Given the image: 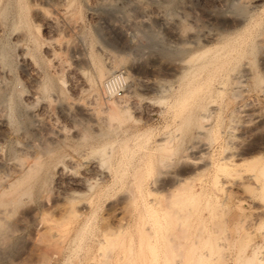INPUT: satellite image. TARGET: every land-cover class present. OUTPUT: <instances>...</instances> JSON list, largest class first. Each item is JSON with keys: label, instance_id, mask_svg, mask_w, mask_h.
Masks as SVG:
<instances>
[{"label": "bare ground", "instance_id": "bare-ground-1", "mask_svg": "<svg viewBox=\"0 0 264 264\" xmlns=\"http://www.w3.org/2000/svg\"><path fill=\"white\" fill-rule=\"evenodd\" d=\"M64 1H66V0H64ZM49 3L56 4L55 0H49ZM106 6H108L106 16H104V15L102 16L101 12H100L101 14L97 11L95 12L96 13L95 17L97 19H99L100 21L104 20L106 30L104 32L105 34L103 33V31L101 32V34H104L103 37L96 36L95 46L93 45L94 48L92 47V50H93L92 53H95V54H93L94 57H96L95 55H97L101 59L102 58L101 54H105L104 52L107 50L108 52L110 51L111 53H113L112 55H114L117 58V61L119 63H123L122 71L124 73V80H125L124 84L122 85V91H123L122 96L123 97L127 98L131 95L132 96L133 95H136V96L141 95L142 96L143 93H146L147 95L148 94H152V95L155 94V95H157V99H156L157 102L152 103V100H151V102L150 101H148L146 103L144 102L143 112L145 113V118L141 119L140 117H133V118H131V120H132L131 124H128V123H125L127 121V118H129V117H127V115L125 116V113L128 111L127 109L129 108L125 103L128 101L125 102L122 99L123 97H118V98L115 97V99L109 101L110 104L107 103V105L105 106L106 107L105 110L108 113L107 112L105 113V111H104L105 115L107 114V117H104V118L99 116L100 114L97 115V112L94 109V108H96V106L94 107L93 106L94 104L90 103L92 101L88 100L89 103H84L85 100L84 101L81 100V98L79 96H73V98L70 101H67L65 106L66 105L69 106V104L71 106V104H73V103L76 106V112L74 111L75 114H73V112H72L73 115L70 116V118L72 117V119L74 121L73 123H77V125L75 126V131H73V133L75 132V136H77V138H78L77 141H81V146H85V148H86L85 150H83L82 152L79 153V156H83L86 160V163H87L86 168L82 169L81 172H78V171L73 172L74 166L72 164H70L69 166L67 165V167L64 168V169H66V171H64L63 167H65V165L63 164L64 166L62 168L60 167V169H61V172L64 171V173H66L65 176L68 177V182L72 183V184L74 183L75 185L77 184L76 187H78L82 183H89L91 181H93V182L104 181L106 178H108V175H110L111 173L108 174L109 173L108 170L106 168H104L102 166V164L105 162V160H107V157H105V156H107L106 152L110 153V150L107 148H109V146L113 143H115V145H116L117 138H119V140L121 142L119 141L120 144L116 147L117 151H118V156H119L118 157L119 163L124 158H125L126 163L129 162L128 158H131L133 156V153H138V154L141 153L140 155H142V158H140L138 160V162L135 164V166L133 167V171L131 172L132 175L130 174L131 175L130 177H132L133 183H135V185L137 183L136 189L139 188V190L141 191V193H140V191H138V193L141 194V196H138V197H141V198H139V201H141V199L143 198L142 194L144 192L148 193V195H150L151 191H153V193H154L153 199L154 200L156 199L155 194L156 195L158 194L157 199L159 197V194H160V197H162L161 195H163V194L166 195V196H164L165 202L164 203L160 202L161 204L156 203L157 206L152 205L151 202L149 203V199L151 197L147 196L149 198L148 200H147V198H143L142 199L143 204L141 203L142 201L140 202L145 207V210H144L145 212L143 211L142 217L146 213L147 214L146 218L148 216L150 218H152L153 223H154L153 225L157 226V228H159V227L161 228L162 222L170 224V221L172 220L171 224H173V222H175L178 225L177 228H179L183 234H184L185 230H187L186 226L188 224V220H190L188 218L191 214H193L195 212V208H196V207H193L192 204L187 202V200L189 198L191 200H193L192 198L199 193L205 194L206 198L208 197V200L210 198H217L218 191L225 193V191L227 192V190L230 191L231 188H235V187L238 188L239 185H241V184L244 185V184H248V183L249 184L250 183L251 184L252 183L253 184H255V183L260 184L259 188H261V190L264 191V112L262 111V109L259 108L260 106H257L256 104H254L253 102H251L245 98L246 96H248L249 90H248L247 85L250 83L249 81L254 83V86L256 84L259 88L258 90L260 92L262 91L261 93L264 92V21L263 22L255 21V16H258L261 14H263V16H264V0H177V1L176 0H108ZM44 11L42 12L43 14L41 16L42 20H43V18L45 19L46 17L47 18L51 17V15L49 14V11H48V13L44 12ZM69 16L71 17L70 14H69ZM48 20H50V18ZM32 22H33L35 28L38 30V32H40L41 23L39 21H36L35 19H33ZM254 27L256 28V30L253 29ZM14 28H16V27H14ZM21 30H19V31H21ZM253 30L255 31L254 33H253ZM128 31H129L128 35H130V33H131V35L133 37H134V35L139 36V38L142 37V38H144V42H140L141 40H139V42L134 44V46L133 45L131 46L129 44L130 36H128V37L125 36V34ZM99 33H100V31H99ZM105 35H106V37H105ZM113 35H116V36L118 35L120 37V39H119V37L117 39H119L120 41L116 42L115 44L112 43V39H113L112 36ZM18 39H19V37H18ZM50 39H48V40H50ZM63 41L64 40H62L61 42L63 43ZM113 41H115V40H113ZM19 42H21V41H19ZM81 42L80 43L76 42L78 44H74L72 46L73 52L72 51L69 52V53H71V57H70V62L72 63L71 66H73L78 71L79 74H81L82 70L84 71V65L88 64V62H87L88 56H91V53L90 54L88 53L89 55L87 56L84 53L85 50L83 52L82 48H84V47H82V45H80V44H82ZM59 44L60 43H58V45ZM65 44H67V42H65ZM63 45L64 44H62L61 46L64 47ZM23 47L24 46H22V48ZM62 47H61V49L59 48V50H62ZM28 48H26V49H28ZM24 50H25V47L23 48V51ZM56 50L57 49L54 50L55 53H57ZM20 51H22V50H20ZM107 51H106V53H107ZM130 51H133L134 53L139 54V56L142 58L140 66L135 67L133 64L125 63L127 60V59H125V55L130 53ZM6 53H5V48H0V61L2 60L4 62H6L8 60V58L6 57L7 56ZM49 54H51V53H49ZM55 56L51 55L52 58H55ZM26 57H27V53H26ZM26 57H25V52H24L22 57H21L22 59H20V61L22 60V62H24V64L27 62V61L26 62L24 61L26 59ZM98 57H96V59H99ZM107 57H108V55H107ZM92 58H93V56H92ZM92 58H90V60ZM55 59L63 62V60L60 59V57H57ZM55 59H54V64L56 66L58 65V67H59L60 64H58V61ZM63 59H64V57H63ZM92 60H95V59L93 58ZM55 61H57V62L55 63ZM64 61H65V59H64ZM134 61L136 62V60H134ZM63 63L60 65L61 67H62V65H64ZM96 63H98V62H96ZM100 63L95 64V65H97L96 76H95L97 81H101L102 80L101 78H104L108 72L113 71L117 66L116 63H115L116 65H115L114 63H111V62L110 63H103L101 61ZM65 64H66V61H65ZM2 65L4 66V64H2ZM64 66L66 67L67 65H64ZM73 67H71V68H73ZM3 69L4 68H2V70H1V67H0V74L1 75L2 74L4 75V73H6V75H10V74H7V72H4ZM6 69H7V67L5 68V70ZM60 69H63V68H60ZM10 72L11 71H9V73ZM32 72H33V70H32ZM32 72H30L28 70V68L25 67V73L27 76L24 75V78L27 77L28 82H29L30 92L28 93V95L31 96L30 99L35 98L36 100H38L39 95H40L38 93V92H40V89H39L40 84L41 83L43 84V82L40 80L42 78L39 79L40 76L38 77L36 74H34V73L32 74ZM103 75H105V76H103ZM9 79H8V81H10ZM27 79H24V82ZM227 79L232 81V85H231L232 87L230 86L229 89L231 92V97L234 98V100H233L234 102L232 103L233 105L230 108L231 113L234 114V116H230V117H232V118H230V120H231V122H230L231 135H229L230 137L228 136L225 139L223 144H219L218 146L216 145L217 149L213 150L211 147L212 143L210 144V142H212V141L209 138L211 136V135L209 136V134L211 132L210 131V124L205 123L204 121L203 122H199V121L201 119H208V118L215 117L216 115H218V113L220 112L219 108L221 109L222 106H219L220 103L218 102L219 104H217L216 102L218 101V99L220 97L224 98L223 95L226 93L227 87H228V86L226 87V83L228 82ZM5 80H6L5 78H2V80L0 81L1 84H2V82L4 83V86L8 82L7 80H6L7 82H5ZM11 80H13V78ZM44 81H46V80H44ZM49 82H50V79H49ZM46 84H48V82H45V84H43V85L46 87ZM100 85H102V84H100ZM48 86H50V84ZM48 86H47V88H48ZM89 87H90V85H89ZM0 88H2V87H0ZM47 88H45V90H47ZM2 90L3 89H1L0 91H2ZM11 90L9 92L10 95H12ZM50 90L51 89L49 88V91ZM3 91H4V93L5 92L8 93L7 88L4 89ZM28 95H26V96H28ZM3 96L4 95L2 94V92H0V102L5 100V98H3ZM29 96H28L27 100H29ZM8 97H10V96H7V98ZM13 98H15V97H13ZM54 98L55 97L53 95L51 99L53 100ZM61 98H62V96H61ZM8 99H10V98H8ZM33 99H31V101ZM11 100L12 99H10V101H8L9 102L8 105L6 102L7 100H5L4 102L8 106V109L11 110L10 112H14V111H12L14 109L13 107L15 104H17L19 102H16L13 105V102ZM16 100L17 99H14L13 101H16ZM55 100H57V98L54 99V102H55ZM205 100L206 101L208 100V103L204 104ZM70 102H73V103H70ZM220 102H221V99H220ZM1 103H3V102H1ZM74 104L72 107H74ZM61 105H63V104H61ZM70 106H69V109L71 108ZM166 106L168 108L165 111ZM229 106H231V104ZM0 107H1V104H0ZM41 107L44 108L46 106H44V103H43V106H41ZM2 108H0V112H3V111H1ZM196 108H198L197 111H196ZM3 109H5V108H3ZM61 109H59V110H61ZM69 109H68V111H69ZM9 110H8V112H9ZM15 110H16V105H15ZM103 110L104 109H102L101 112H103ZM63 111H67V110L64 109ZM68 111H67V113H68ZM70 111H72V109H70ZM163 111L166 113L168 111L172 113L173 118H171L170 120H172L176 123L175 131L177 129H178L177 131H180L181 128H187L188 124L194 119L197 121H198V119H200L197 122V126H196V129H197L196 132L198 133V134L196 133V136L198 135V137H196V139L194 141H192L188 146H186L187 147L185 149L186 154L185 155L183 154V157H181L179 159L181 161L177 164V166H175V167L173 166V168L171 167L169 169H163L160 167L156 168L155 164L153 163V160H152L153 157L152 158H151V156L149 157V155H151V154L155 155L154 153H157L158 151L164 150L166 152V150L168 149L169 143L167 144V140L170 141L169 140L170 139V137H169L170 132L169 131H163L161 133L159 132V134L155 138L153 137V140H151L149 137V135H150L149 133H150L151 126H152V124L149 122L150 118L154 119L156 116H160V114ZM62 112H60V113L62 114ZM6 113H7V111H6ZM31 114H33V113H29V116ZM35 114H33V115H35ZM162 114H161V116H162ZM4 115H6V114L4 113ZM38 115H36V117H40ZM2 116L3 115L1 113L0 114V127L3 126L4 120H6V119H4V116L3 117ZM8 116H9V114H8ZM11 116H12V114H11ZM66 117H67V115H66ZM5 118H6V116H5ZM35 119L37 120V118H35ZM31 120H33V119H31ZM65 121H66V118H65ZM113 121H114L115 125L113 123L111 126V122H113ZM215 121H217V120L214 119V121L212 123H214ZM220 121H222V120H220ZM224 121H225V119H224ZM40 122H38V123H40ZM60 123H61V121H60ZM60 123L58 124V126L56 128L53 127V129H50V130H48L49 129L48 128L47 129L48 131L45 130L43 132V130H42V133L40 132L39 134H37V136L35 135V137H37V139H36L37 141L35 140L34 145L37 147L38 150L33 149L36 151V153L34 151H32L33 153L31 152V154L33 155L32 158H34V160L32 159L33 160L32 162L30 161L31 157L29 156L30 157L29 159H27V157H26V161L28 162V160H29V162L28 163L26 162V164L23 163V162H25V158H24L25 156H22V157H20V159H16V160L13 159V161H11L12 163H10V161H9V165L8 164L6 166L4 165L5 167L2 169V173L0 175V229L2 228L1 227L2 220L5 216V214L8 213V211H10V214L13 213L11 211V208L12 207L15 208L14 207L15 205H18L22 201H24L23 198H25L27 196L29 197L33 187L36 188L35 192L38 193L37 197L39 198L40 207H42L40 214L36 212L38 214V219H36L35 221H39V222H35V224H37V223L40 224V222L42 223L41 225L43 226V231L41 233H43L44 238H45V236H47V239L48 238L57 239L59 236L60 237L61 236L66 237L65 234H63L64 231L62 233L63 235L61 234V232H62L61 230L64 228H61L59 226V224H61V222H62L61 226H63L64 222H67L66 224L69 225V223H68L69 220H67V219L69 217H74L76 215H78L80 217L79 214L81 213L80 211L82 210V209L80 210V208H84L85 206H87L88 202L87 201L82 202V200H81L82 203L79 205L76 204V206H74L75 204L74 205L71 204L74 202V199L73 198L72 199L71 198H68V199L65 198L64 188H62L59 185H57V187H56V190L54 193V199H52L49 207H47L45 205V204L48 205V203H50V201L48 202L49 196L46 194L48 196L47 197L44 194V192H46V191H44V189H46L44 186H46L47 183L45 182L44 172H41V167L43 165L42 163H44L42 161H44V160H42V161L39 160V156H40L39 154H43L44 152L48 153L50 150L49 149V146H50L49 142L51 141V138L54 136V134H57V132H59L60 130L63 131L64 128L67 129L66 126L64 127V125H65L64 123H66V122H64V123L62 122L63 124H60ZM36 124H37V122H36ZM41 124L44 125L43 123H41ZM35 125H33V126H35ZM72 125L74 126V124H72ZM217 125H219V123ZM164 126H165V124H164ZM4 127H5V125H4ZM38 127H39V125H38ZM70 128H72V127H70ZM214 128H215V126H214ZM214 128H212V129H214ZM6 129H8V128H5V131H7ZM24 130H26V129H24ZM71 130H73V129H70V131ZM5 131H4L3 135H5ZM31 131H32V133H34L33 132L34 130H31ZM39 131H40V129H39ZM157 131H159V130H157ZM184 131H183V133H184ZM214 131H216V130H214ZM24 132L26 133L28 131H24ZM29 134H31V133H29ZM0 135H2V133ZM177 135H174V136L176 137ZM223 135H225V134H223ZM28 136H27V138H28ZM23 137H26V135ZM72 137H73V135H72ZM224 137H226V135ZM33 138H34V136L31 139H29V138L28 139L33 140ZM171 138H172V136H171ZM56 139H58V137H56ZM173 139H174V137H173ZM173 139H171V140H173ZM53 141H54V139H53ZM113 141H115V142H113ZM22 142H25V141H22ZM82 143L84 145H82ZM52 144H54V142ZM78 144L80 145V143H78ZM113 145L110 146V149H111V147H112V149L114 148ZM28 146L29 145H27V147ZM22 147H24V146H22ZM30 148H28V149L32 150ZM171 148L172 147H170V149ZM20 150L18 152H20ZM23 150L21 151V153L23 152ZM216 150L220 151L221 155H219V157H217L218 158L217 160H213L214 159L213 158V156H214L213 151H216ZM26 152H24V153L26 154ZM52 152H54V155L56 154L54 150H52ZM47 153H45V155ZM89 153L90 154L97 153L98 155L96 154L97 156H95V157L92 156L91 159H86V157ZM48 154L46 156L47 159L49 158ZM110 154H112V153H110ZM110 154H108L109 157H111ZM161 154L162 153H159V155H161ZM164 154H163V156H164ZM17 157H19L18 154H17ZM22 158L24 161H22ZM159 158H163V160L165 159L164 157H159ZM46 160H45V162L47 163V165L45 163L46 166H48L52 163L50 161V164H48V162ZM56 160H57V158H56ZM71 160H70V162H72V163L75 162V160H73V159H71ZM58 161H60V160L58 159ZM108 161L109 160H107L106 162H108ZM159 162H160V160H159ZM161 162H163V161L161 160ZM68 163H69V161H68ZM119 163H117L118 166H119ZM1 164H3V163H1V161H0V165ZM57 164L58 163H56L55 166L59 165V164L58 165ZM104 164H106V163H104ZM74 165H75V163H74ZM123 165L126 166V164H123ZM159 165H161V164H159ZM118 166H117V168H114V169L120 168V166L119 167ZM161 166L163 167V165H161ZM75 167H76V165H75ZM253 167H255V168H253ZM46 169H48V168H46ZM48 171H49V169H48ZM123 171L125 172V174ZM123 171L122 170L120 171V176L117 177L118 179H122V178H120L122 175V172H123V176H126V173H127L126 169ZM113 172H114V174H116L118 171L114 170ZM45 173H46V170H45ZM70 173H73V174L70 175ZM46 179H47V177H46ZM58 180H60V179H58ZM157 183H161V184L159 185ZM192 183H197L199 190L198 191H197V189H196V191L192 190L191 188L194 187V186H192L190 188L191 191L189 190V192H188L189 197L183 196V194H182L183 192L181 190L182 187L183 186H190ZM58 184H60V183L58 182ZM144 184H148L146 188L144 187ZM186 184H190V185H186ZM207 184H210V185L212 184L211 185L212 189H214L215 191L210 192L207 188L208 187ZM142 185H143V191L141 190ZM163 186H164V188H163ZM72 188H73V186H72ZM82 189L83 188H81V190ZM85 189H86V187H85ZM164 189H166V190H164ZM162 190L165 191V193H162ZM73 191L78 193L77 190H73ZM135 192H137V190H135ZM121 195H123V194H121ZM34 196H36V194ZM68 196L70 197L69 194H68ZM150 196H152V195H150ZM203 196H201V197H203ZM72 197H75V196H72ZM144 197H146V196H144ZM160 197H159V199H161ZM186 197H188V198H186ZM125 199H127V198H125ZM34 200H37V199H34ZM57 200H59V201L62 200V201L58 202ZM75 200H78V199L76 198ZM87 200H89V199H87ZM122 200H123V198H122ZM208 200L204 201L205 202V205H204L205 208L203 206V208H204L203 210L207 209V207L210 206L208 203L209 202ZM114 201H113V207H112V209H110L111 210L110 213L112 215V219L115 221L114 222L111 221L112 219L110 218L111 220L109 222L105 221L106 224L103 223V224H105L103 226V238H104V240H106V241L109 240L110 242H112L113 239H115L114 238L115 236L118 238V239H115L116 240L115 242L113 241L114 244L110 243V246H111V244L113 245L112 250L115 246V243L118 240H120V237L117 236V233L119 231H120L119 233H122L124 230H127V229L120 230L119 229L120 226L121 225L125 226L124 225L125 220L127 221V218L132 215V214H130V216H127V218L125 219L126 215L124 216V214L121 212L123 210V209L121 210V208L126 206L125 200L123 201L124 204H123V202H121L119 200H116L115 202ZM27 202H29V201H27ZM154 202H153V204H154ZM36 203L38 204V202H36ZM215 203H217V202H215ZM23 204H25V203H23ZM27 205L30 207L29 203ZM44 206H45V208H44ZM143 206H142V208H143ZM128 207H126V208H128ZM21 209H22V207H21ZM129 209H128L127 213L129 212ZM124 210H125V208H124ZM207 210H209V209H207ZM130 211H131V209H130ZM88 212H89V210H88ZM120 212L123 215L124 219H123V217H121V214H120V216L118 215V213H120ZM125 212H126V210H125ZM263 212H264V209H263ZM23 213H24V211H23ZM32 213L34 214L35 211H33ZM36 213H35V215H36ZM139 213L140 212H138V215L140 216ZM33 214H31V215H33ZM133 217L134 216H132L131 219ZM65 218H67L66 219L67 221L63 220ZM212 219H213V217H212ZM81 222H82V220H81ZM122 222H124V224H122ZM200 222H201V220H200ZM6 223L8 224L7 220H6ZM84 223L85 222H83V224ZM151 223H152V221H151ZM38 224H37V227H38ZM137 224H138V222L136 223V225ZM146 224L147 223H145V226H146ZM189 224H191V222ZM141 225H140V227H142ZM153 225L151 227L154 229ZM9 226H10V223H9ZM12 226H10L11 229H12ZM69 227H71V226H69ZM84 227H85V225H83V228ZM140 227H139V229H140ZM147 227H148V224H147ZM151 227L149 228L150 231L153 230ZM169 227L172 228L173 226L169 225ZM214 227H215V225H214ZM126 228H127V225H126ZM142 228H145L144 225ZM157 228L155 227V229H157ZM166 228L168 230V227H166ZM171 228H169V229H171ZM7 229L8 228L3 229V230H5V232L3 231L2 233L3 234H5L7 232L9 233V230H7ZM15 229H17V227ZM15 229H14V231H15ZM67 229H68V227H67ZM67 229H66L65 233H67L70 228L68 229V231H67ZM136 229H138V228H136ZM155 229L152 232H149V230L147 231V233L143 232V234H145V235L147 234L146 238L148 239V237H150L151 235L154 236V234L158 233V232H156L154 234H151V233L156 231ZM172 229H174V228H172ZM198 229H200V228H198ZM80 230L83 232V229H80ZM160 230L161 229H159V231ZM200 230H202V229H200ZM11 231H13V230H10V232ZM101 231H102V229H101ZM140 231L142 232V230H140ZM139 232H137V233L140 234V236H142V237H140V238L138 237V238L140 240L142 238V240H143V238H144L143 234L141 235V232L140 233ZM148 232H149V234H148ZM126 233H128V232H126ZM186 233H187L186 235H188V232H186ZM213 233H214V231H213ZM169 234H170V232H169ZM169 234H166V236L162 237L163 239H160L161 243L163 245H165V249L170 248L171 250H173V249L178 250L177 247L180 246V244L182 246L183 245L182 243L184 240L183 239L179 240V239L175 238L173 235H169ZM148 235H150V236H148ZM159 235H160V233H159ZM119 236H121V235L119 234ZM127 236L128 235H126V238H127ZM158 237H160V236H158ZM182 237H184V236H182ZM3 238H5V237H3ZM3 238L1 239L2 241H3ZM122 238H125V237L122 236L121 239ZM154 238H155L154 239V241H155L157 238L156 235L154 236ZM59 239L61 241V238H59ZM137 239L135 240L133 238V240H135L137 242L139 241L138 245L141 247L140 240L139 239L137 240ZM184 239H187V236H186V238L184 237ZM6 240L8 241V239H6ZM123 240L125 241V239H123ZM142 240H141V242H143ZM157 240H156L157 243L155 242L156 244L159 243V238ZM187 240H189V239H187ZM193 240H195V239H193ZM193 240L191 239V241H193ZM128 241H129V239H128ZM154 241L152 239V241H150V240H149V242L147 241L148 244L146 243L148 245V249L151 250L150 252H153V254H154V251L156 252V250H158V249H156V247H159L158 245H162L159 243L155 247ZM196 241H198V239ZM43 242H44V240H43ZM97 242H100V241H97ZM120 242L122 244V240H120L119 243ZM145 242L146 241L144 239L143 244H145ZM57 243L58 242H55L56 245H57ZM119 243H116V244H119ZM123 243H125V242H123ZM133 243H135V242L133 241ZM184 243H185V241H184ZM191 243H195V242L193 241ZM1 244H2V242H1ZM99 245H101V244H99ZM107 245L109 246V243ZM107 245H105V246H107ZM136 245H137V243H136ZM105 246L103 245V247H105ZM123 246L126 247V245H124V244H123ZM184 246H186V245L184 244ZM189 246L191 247V245H189ZM132 247H133V245L131 246L130 250H132ZM145 247L147 248L146 245H145ZM154 247L156 250H154ZM110 248L106 249V250H108L110 255H111L112 250L110 252ZM0 249H1V247H0ZM125 249L126 248H124V250ZM148 249H146V250H148ZM212 249H214V247H212ZM101 250L104 251V249H102V248H101ZM127 250H129V249H127ZM127 250H125V251L127 252ZM133 250H134V248H133ZM136 250H138V249H136ZM189 251L191 252V250H189ZM4 253H6V252H4ZM131 253H133V251ZM165 253H166V251H165ZM186 253H184V254L186 255ZM121 254H124V251ZM130 254H129V256H130ZM137 254H139V253H137ZM153 254H151V256H152L151 258H153L152 260H154L156 262V260L153 257ZM182 254H183V252H182ZM110 255H109V259H107V255L105 254L106 259L109 261L111 258ZM155 255H157V254L155 253ZM185 255H184V257H186ZM126 256H128V255H124V257H126ZM208 256H209L208 253H203V255L199 256L200 257L199 259L205 260V258H207ZM138 257L140 258L139 255H138ZM188 257H189V254H188ZM249 257L245 258L243 264H264V256H262V258H259L258 260L256 259L257 261H255L253 259L250 260ZM190 258H191V256H190ZM212 258L213 259L211 260L210 263H212V261L214 262L216 259H218V258H215V260H214V257H212ZM1 259H3V258H1ZM120 259H122V256L119 257L117 264L120 262ZM127 259L129 260V257H126V259H122L123 262H121V263L123 264L124 261H126ZM164 259H165V261L167 259V258H165V255H164ZM134 260H133V262H134ZM104 261H105V259H104ZM165 261L163 260L162 262H165ZM179 261H181V260H179ZM155 262L152 261V264H155ZM194 262L193 263L196 264V260ZM124 264H127V261ZM131 264H132V262H131ZM197 264H203V263L198 261ZM215 264H217V262Z\"/></svg>", "mask_w": 264, "mask_h": 264}, {"label": "rangeland", "instance_id": "rangeland-1", "mask_svg": "<svg viewBox=\"0 0 264 264\" xmlns=\"http://www.w3.org/2000/svg\"><path fill=\"white\" fill-rule=\"evenodd\" d=\"M107 1L108 0H66V1L55 0L56 4H52V3H49V0L48 1L47 0H0V48H5V53L7 52L6 57L8 58V60L6 59L7 60L6 62H4L2 60L0 61V67H1V70H2V68H4L3 71L7 72V74H10V75H6V73H4V72L3 73L5 76L3 74L2 75L0 74V76H1L0 81L2 80V78H5L7 81L10 78L9 79L10 81H8L10 84L6 80H5V82H7V84L5 83L6 84L5 86H4L3 82H2V84L0 83V87H2V88H0V90L1 89L4 90L7 88L8 93H6L7 92L6 90H5L6 91L5 93L3 90L0 92H2V94L4 95L3 98H5V100H7L6 101L7 105L9 103L8 101H10V99H12L11 101L13 102V105L16 102H19V103H17L18 105L15 104L16 110H15V105H14V107H13L14 109L12 110L14 112H10L11 110L8 109V106L4 102L5 100L1 101L3 103L0 102V104H1L0 108H2V107L5 108V109H3V108L1 109V111H3V112H0V114L2 113V115L4 116V119H6V120H4L3 126L0 127V134L2 133V135H0V157L2 158V159L0 158V161H1V163H3V164H1L2 166L0 165V168H1L0 169L1 170L0 175L2 173V169L7 164L9 165V161H10V163H12L11 161H13V159L16 160V159H20V157H22V156H25L24 157L25 162H23V163L26 164V162H27L26 157H27V159H29L31 157L30 161L32 162L34 160V158H32L33 155L31 154V152L34 151L36 153L35 150H38L37 147L34 145V142L37 139V137H35V135L37 136V134H39L40 132L42 133V130L44 132L45 130L48 131L50 129H53V127L56 128L58 126V124L60 123V121H61L60 124H63L64 122H66V123H64L65 124L64 127L66 126L67 129L64 128L63 131L60 130L61 132L59 131V132H57V134H54V136L52 137L54 139V141L51 138V141L49 142L50 143V146H49L50 150L48 152L49 154L47 152H44L43 154H39L40 155L39 160L40 161L44 160V161H42L44 163H42L43 165L41 167V172H44L45 182L47 183L46 186H44L45 184L43 185L46 188V189H44V191H46V192H44V194L45 195L47 194L49 196L48 202L50 201V203H48V205L47 204H45V205L47 207H49V205L51 204L52 199H54V193H55L57 185L64 188L65 198H67V199L73 198L74 199V202L71 203L73 205L75 204L74 206H76V204L77 205L81 204L83 201L88 202L87 206H85L86 208L88 207L87 209L85 207L80 208V210L82 209L80 211L81 213L79 214L80 217L78 215H76L74 217H69V218L67 217L68 219L65 218L63 220L64 221L66 219L69 220L68 221L69 225L66 224L67 222H64L63 226H61L62 222H61V224H59V226L61 228H64L61 230L62 231L61 234L64 231L63 234H65L66 237H63V236L60 237L59 236L57 239H52V238L47 239V236H45V238H44L43 233H41L43 231V226L41 225L42 223L41 222H40V224L37 223L38 227H37V224H35V222H39V221H35V220L38 219L37 213L40 214L42 207H40V204H39V198L37 197L38 193L35 192L36 188L33 187L34 189L32 188V191L29 195L30 198L28 196L23 198L24 201H22L18 205H15L14 206L15 208H13V207L11 208V211L13 213L10 214V211H8V213L5 214V216L2 220V225H1L2 228L0 229V235H1L0 236V245H1L0 247H1V249L3 247L4 248L2 250L0 249V252H1L0 253V260H1L0 264H117L119 257H121V256H122V259H126V257H129V260L128 259L126 260L127 264H131V262H132V264H150V263L152 264V261L153 262H155V261L152 260L153 258H151L152 257L151 254H153V252H150L151 250L148 249L147 244H148L149 240L152 241V239H153V241H154V239H155L154 236L156 235V237H157L156 240L159 238V243L162 244L160 239H163L162 237L166 236V234H169V232H170L169 235H173L175 238H177L179 240L183 239L185 241V243L183 241V243H182L183 245L181 246V244H180V246L177 247L178 250L173 249L174 250L173 251L169 247H168L169 249H167V248L165 249V245H163V244L162 245H158L159 243L156 244L158 240L157 241L155 240L154 246L155 247L157 245L159 246V247H156V249H158V250H156L154 247V250H156V252L154 251V254H153V257L156 260L155 264H161V263L162 264H175V263L176 264H184V263L189 264L190 262L192 264H194L195 260H196V264L198 261H200L203 264H215L216 262H217V264H243L245 258L249 257V256H250L249 257L250 260L253 259V260L257 261L259 258H262V256H264V212H263V209H264V191L261 190V188H259L260 184H256V183L255 184H253V183L249 184L248 183V184H244V185L241 184L238 186V188H236V187H235L236 189L231 188L230 191L227 190V192L225 191V193L218 191L217 198H210L209 200H208V197L206 198L205 194H201V193L194 196L192 198L193 200H191L190 198L188 200L186 199L187 202H189L190 204H192L193 207H196V208H195V212L193 214H191L188 218L191 221L187 219L188 224L190 222H191V224H189V225L187 224V226H186L187 230H185V232L183 234L182 231L179 228H177L178 225L175 222H173V224H171L172 220L170 221V224L162 222L161 228L160 227L157 228V226L153 225L154 223H153L152 218H150L149 216L146 218V216H147L146 213L144 215L145 217L144 216L142 217L143 211L145 210V207L142 205L143 204V201H142L143 198H147V200H148L149 198L147 196L151 197L149 199V203L151 202L152 205L157 206L158 203L161 204V203L165 202L164 196H166V195L163 194V195H161L162 197H160V194H159V197L161 199H159V197L157 199L158 194L157 195L155 194L156 199L154 200L153 199L154 198L153 191H151V193H150V195H152V196H150V195H148V193L144 192L142 194L143 195V198L141 199L142 202L139 201V198H141V197H138V196H141V194H140L141 191L139 190V188L136 189L137 183L135 185V183H133V181H132V177H130V176L132 175L131 172L133 171V167L138 162V160L140 158H142V155H140L141 153L140 154L133 153V156L131 155L132 157L130 156L131 158H128L129 162L126 163L125 158H124V159H122L123 162L121 161L119 163L118 162L119 156H118V151L116 148L121 142L119 140V138H117L116 145H115V143H113L114 145L111 144L114 146L113 149H112V147L110 149L111 145L109 146V148H107L110 150V153H112V154H110L109 152H106L107 156H105V157H107V160H109V161L106 162L107 160H105L106 159L105 158L104 163H106V164H104V163H103L104 165L102 164V166L108 170V172H109L108 174L111 173L110 175H108V178L105 179L106 181L105 180L104 181H97V182L91 181L89 183H82L78 187H76L77 184L75 185L74 183L72 184V183L68 182V177L65 176L66 173H64V171H66V169H64V168H66L67 165L69 166L70 164H72L74 166L73 172H77V171L81 172L82 169L86 168L87 163H86V160L83 156H79V153L82 152L83 150H85L86 148H85V146H81V141H77L78 138H77V136H75V132L73 133V131H75V126L77 125V123H73L74 121H73L72 117L70 118V116L75 114L76 106L73 102H70V103H73L74 107H75V108L72 107L73 104H71V106L69 104V106L71 107L70 109H72V111H70L69 106H67V105L65 106L66 102L70 101L73 98V96H79L81 98V100H83V101L85 100L84 103H89V101H92L90 103L94 104L93 105L94 107L96 106V108H94V109L97 112V115L100 114L99 116L104 118V117H107V114L105 115V113L107 112L105 110L106 109L105 106L107 105V103L110 104L109 101L115 99V97H117V98L123 97L122 96L123 95L122 85L125 82L124 73L122 71L123 63H119L117 61V58L114 55H112L113 53H111L110 51H109L110 52L109 53L106 50L108 53L107 54L105 51L104 53L106 55L101 54L102 60L97 55H95V56L98 57L103 63H110V62L114 63V64L116 63L117 64L116 68L113 71L108 72L107 74L105 73L106 76L103 75L105 77L101 78L102 79V80L100 79L101 81H97V79L95 77L96 76V68H97V65H95V64H98L101 61L99 59H96V57H94L93 54H95V53H92L93 52L92 47L94 48V46H95L96 36L103 37L105 34L104 32L106 30L104 20L100 21L99 19H97L95 17V15H96L95 12L96 11L99 13L101 12L102 14L101 13L100 14L102 16L103 15L106 16V12H107V8H108V6H106ZM43 11L47 12V13L49 11V14L51 15V17H48V18L46 17L45 19L43 18V20H42L41 16L43 14L42 13ZM69 14L71 15V17L69 16ZM49 18H50V20H48ZM33 19H35L36 21H39L41 23L40 32H38V30L35 28V26L32 22ZM255 21L263 22L264 21L263 14L255 16ZM14 27H16V28H14ZM253 29L256 30L255 27ZM19 30H21L22 32ZM254 30H253V33L255 32ZM99 31H100V33H99ZM102 31L104 34H101ZM126 34H125V36H127V37L130 36L129 44L131 46L132 45L134 46V44L139 42V40H141L140 42H144V38H142V37L139 38V36L134 35V37H135L134 38L131 35V33H130V35H128L129 31ZM18 37H19V39H18ZM105 37H106V35H105ZM118 37H119L118 35L117 36L113 35L112 36V38H113L112 43L115 44L116 42L120 41L119 40L120 37H119V39H117ZM48 39H50V40H48ZM60 40L61 41L64 40L65 42H67V44H65L64 41L62 43ZM113 40H115V41H113ZM17 41L18 42L21 41V42L18 43ZM76 42L82 43L80 45H82V47H84L82 49H83V52L85 50L84 53L87 56L91 53V56H88V60H89V61L87 60L88 64L84 65V71L82 70L83 73L81 72V74H79L78 71L73 66H71L72 63L70 62L71 53H69V52L72 51V46L74 44H78ZM58 43H60V44L58 45ZM62 44H64L63 45L64 47L61 46ZM22 46L25 47L26 51L25 50L23 51L24 47L22 48ZM61 47H62V50H59V48L61 49ZM26 48H28V49H26ZM55 49H57L56 52L59 55L57 53H55V51H54ZM20 50H22V51H20ZM24 52H25V57H26V53H27V57L24 60L25 62L27 61L25 64H24V62H22V60L20 61V59H22L21 57H22ZM49 53H51V54H49ZM130 53L125 55V59H127L125 63L133 64L135 67L140 66L142 58L139 56V54H136L133 51H130ZM51 55L52 56L56 55L57 57H60V59H62L64 63L55 59V58H57L56 56H55V58H52ZM107 55H108V57H107ZM92 56L95 60H92L93 59ZM63 57L66 61V64H65ZM89 57L92 58L91 59L92 61L90 60ZM54 59L58 61V64L61 65L63 63L64 65H67L68 67L67 66L65 67L64 65H62V67H61L59 65L60 68H63V69H60L58 67V65L56 66L54 64ZM134 60H136V62ZM57 61H55V63ZM96 62H98V63H96ZM2 64H4V66ZM6 67L8 70L7 69L5 70ZM25 67H27L30 72H32V70H33L32 74L34 73L38 77L40 76L39 79L40 78L43 79V80L40 79L43 82V84H45V82H48V84H46V87L42 83L40 84V88H39L40 92H38L40 95H39L38 100H36L35 98H34L35 100L33 98H31V99H33L31 101V99H30L31 96L28 95L30 90H29V82H28V79L26 77L27 75L25 73ZM71 67H73L74 69ZM9 71H11V72L9 73ZM24 75H26L25 76L26 78H24ZM12 78H13V80H11ZM24 79H27V80H25L26 83L24 82ZM49 79H50V82L52 84L49 82ZM44 80H46V81H44ZM227 81L228 82L226 83V87L227 86L228 87H227L226 93L223 95L224 98L220 97L218 99V101L216 102L217 104L220 103L219 106H222L221 109L219 108L220 112L218 113V115H216L215 117L208 118V119H201V120L198 119V121L200 120L199 122L204 121L205 123L210 124V131L212 133L210 132L209 136L210 135L211 136L209 138L212 141V142H210V144L212 143L211 147L213 150L217 149V146L219 144H223L225 139L229 135H231V131H230L231 120H230V118H232V117H230V116H234V114L231 113L230 108L233 105L232 103L234 102L233 101L234 98L231 97V92L229 89L230 86L232 85V81L228 80V79H227ZM249 82H248L249 84L247 83L248 84L247 87L249 90L248 96H246L245 98L247 100L253 102L257 106H260L259 108L262 109V111L264 112V92L261 93L262 91L260 92L258 90L259 88L256 84L254 86V83H252L251 81H249ZM49 84H50V86H48ZM100 84H102V85H100ZM89 85H90V87H89ZM47 86H48V88H47ZM45 88H47V90H45ZM49 88L51 89L50 91H49ZM10 90L12 91V93H11L12 95H10V93H9ZM143 94H142V96L141 95L140 96H138V95L132 96L131 95V96H129L130 98L129 97H127V98L123 97L122 98L125 102L126 101L129 102V103L128 102L125 103L129 107L127 109L128 111L125 113V116L127 115V117H129V118H127V121L125 123L131 124V121H132L131 118H133V117H140L141 119L145 118V113L143 112L144 102L145 103L148 101L151 102V100H152V103L157 102V100H156L157 95H155V94H153V95L148 94L147 95L146 93H143ZM26 95L29 96V100H27L28 96H26ZM53 95L55 98H57V100H55V102H54L55 98L53 100L51 99ZM7 96H10V97H8L10 99H8ZM61 96H62V98H61ZM13 97H15V98H13ZM14 99H17V100L13 101ZM220 99H221V102H220ZM43 103H44V106H46L44 108L41 107V106H43ZM206 103H208V100L204 101V104H206ZM61 104H63V105H61ZM230 104H231V106H229ZM167 108L168 107L166 106L165 111L167 110ZM59 109H61V110H59ZM64 109L67 111L69 109L68 113H67V111H63ZM102 109H104L103 112H101ZM5 110L7 111V113ZM8 110H9V112H8ZM197 110H198V108H196V111ZM104 111H105V113H104ZM60 112H62V114ZM72 112H73V114H72ZM4 113L6 115H4ZM10 113L12 114V116ZM29 113H33V114L36 113V114L35 115L31 114L29 116ZM162 113H161L162 116L160 114V116H156L154 119L150 118L149 122L152 124V126H151V130L149 133L150 134L149 137L151 140H153V137L155 138L159 134V132L161 133L163 131H169L170 132V134H169L170 139L169 138L168 139L170 141L167 140V144L169 143L168 149L167 150L165 149L166 152L164 150H161L158 152L156 151L157 153H154L155 155L151 154V155H149V157L150 156H151V158L153 157L152 160H153V163L155 164L156 168L160 167L163 169H169L171 167L173 168V166L174 167L177 166V164L181 161L179 159L181 157H183V154L184 155L186 154V152H185L186 151L185 149L187 148L186 146H188L192 141H194L196 139V137H198V135L196 136V133H197L196 132L197 131L196 126H197L198 121L194 119L188 124L187 128H181L180 131H177L178 130L177 129L176 130L177 132H176L175 131L176 123L174 121L170 120L171 118H173L172 113L169 111L167 113L163 111ZM8 114H9V116H8ZM36 115H38L40 117H36ZM66 115H67V117H66ZM5 116H6V118H5ZM35 118H37V120ZM65 118H66V121H65ZM31 119H33V120H31ZM214 119H216L217 121L212 123L214 121ZM224 119H225V121H224ZM220 120H222V121H220ZM36 122H37V124H36ZM38 122H40V123H38ZM217 122L219 123V125H217L218 124ZM41 123H43L44 125L46 124L47 126L46 125L44 126ZM113 123H114V121L111 122V126ZM32 124L33 125L36 124V125L33 126ZM72 124H74V126ZM164 124H165V126H164ZM4 125H5V127H4ZM38 125H39V127H38ZM114 125H115V123H114ZM214 126H215V128H214ZM70 127H72V128H70ZM1 128L4 131H5V128H8V129H6L7 131H5V135H3L4 131ZM212 128H214V129H212ZM24 129H26V130H24ZM39 129H40V131H39ZM70 129H73V130L70 131ZM31 130H34L33 131L34 133H32ZM157 130H159V131H157ZM214 130H216V131H214ZM24 131H28V132L25 133ZM183 131H184V133H183ZM29 133H31V134H29ZM223 134H225L226 137H224L225 135H223ZM22 135L23 136L26 135V137H23ZM72 135H73V137H72ZM174 135H177V136L175 137ZM27 136L29 139H31L34 136V138H35V139L33 138L34 141L29 140L27 138ZM171 136H172V138H171ZM56 137H58V139H56ZM173 137H174V139H173ZM171 139H173V140H171ZM22 141H25L26 143L22 142ZM51 142L52 143L54 142V144H52ZM113 142H115V141H113ZM78 143H80V145ZM83 143H82V145H84ZM26 144L29 146L27 147ZM22 146H24V147H22ZM170 147H172V148L170 149ZM28 148H30L32 150H29ZM33 149H35V150H33ZM19 150H20V152H18ZM22 150H23V152L21 153ZM52 150L55 151V153H56L55 155H54V152H52ZM216 151H213L214 156L216 157L215 158L213 156V158H214L213 160H217L218 159L217 157H219V155H221L220 151H218V150H216ZM24 152H26V154ZM16 153L18 154L19 157H17ZM45 153H47L49 155L48 159L46 157L47 154L45 155ZM159 153H162L161 154L162 156L159 155ZM96 154L97 153H95V154L89 153L87 155L88 158L86 157V159H91L92 156L95 157L98 155V154L97 155ZM108 154H110L111 157H109ZM163 154H164V156H163ZM159 157H164L165 159L163 160V158H159ZM56 158H57V160H56ZM58 159L61 162L58 161ZM71 159L75 160V162L74 161L73 162L75 163L76 167H75L74 163L70 162ZM45 160L48 162V164H50V161L52 163L50 165L46 166L47 163L45 162ZM67 160L69 161V163ZM159 160H160V162H159ZM161 160L163 162H161ZM22 161H24L23 158H22ZM28 162H29V160H28ZM45 163H46V165H45ZM56 163H58L59 165L57 164L58 166H55ZM117 163H119L120 168H118V169L120 171L121 170L123 171L125 169L127 171L126 176H123L124 171L122 172V175L120 177L122 179L117 178L120 176V171L118 169H114V168H117V166H118ZM63 164L65 165V167H63L64 166ZM123 164H126V166ZM159 164L163 165V167ZM60 167L61 168L63 167V169H64L63 172H61ZM46 168H48L49 171ZM253 168H255V167H253ZM113 169L115 171L117 170L118 172L116 174H114ZM45 170H46V173H45ZM71 174H73V173H70V175ZM124 174H125V172H124ZM46 177H47V179H46ZM58 179H60V180H58ZM58 182L60 184H58ZM157 184L160 185L161 183H157ZM147 185L148 184H144V187L146 188ZM186 185H190V184H186ZM207 185H208L207 188L210 192L215 191L214 189H212V186H211L212 184L211 185L207 184ZM72 186H73V188H72ZM192 186H194V187H192ZM85 187H86V189H85ZM81 188H83L84 190L83 189L81 190ZM163 188H164V186H163ZM190 188L194 191H196V189H197V191L199 190L197 183H192L190 186H183L181 189L183 192L182 193L183 196H188V192H189ZM73 190H77L78 193L74 192ZM135 190H137V192H135ZM141 190L143 191V185H142ZM164 190H166V189H164ZM138 191H140V193H138ZM67 193L70 195V197L68 196ZM162 193H165V191L162 190ZM35 194H36V196H34ZM121 194H123V195H121ZM72 196H75V197H72ZM144 196H146V197H144ZM201 196H203V197H201ZM188 197H186V198H188ZM76 198L78 200H75ZM122 198H123V200H122ZM125 198H127V199H125ZM34 199H37L38 201L34 200ZM87 199H89V200H87ZM206 199L209 201L208 203L210 206L207 207V209H209V210H207V209L203 210L205 208V206H204L205 202L204 201H207ZM81 200H82V202H81ZM114 200L115 201L119 200L121 202H123L125 200L126 206L124 205L125 207L121 208V210L123 209L121 212L124 214V216L126 215L125 219L127 218V216H130V214H132V215L127 218V221L125 220V224H124V222H122V224H124L125 226L121 225L119 228L120 230H124V229H127V230H124L125 232L123 231L122 233H119L120 231L117 233V236L120 237V240H122V244H121V242L119 243L120 240H118L116 243H119V244L115 243V246L112 250V247H113L112 244H114L113 241L115 242L116 241L115 239H118V238L115 236L114 237L115 239H113L112 242H110L109 240L108 241L104 240V238H103V226L106 224V222H109L112 219L110 209H112V207H113V201ZM27 201H29V202H27ZM57 201L61 202L62 200H60V201L57 200ZM36 202H38V204ZM153 202H154V204H153ZM215 202H217V203H215ZM23 203H25V204H23ZM28 203H29L30 207L27 205ZM123 204H124V202H123ZM142 206H143V208H142ZM203 206H204V208H203ZM21 207H22V209H21ZM126 207H128V208H126ZM44 208H45V206H44ZM124 208H125L126 212H125ZM129 208L131 209V211ZM128 209H129V212L127 213ZM88 210H89V212H88ZM23 211H24V213H23ZM33 211H35V213L37 212L36 215H35V213L34 214L32 213ZM121 212L118 213L119 216H120ZM138 212H140L139 213L140 216L138 215ZM31 214H33V215H31ZM132 216H134V217L131 219ZM121 217H123L122 214H121ZM212 217H213V219H212ZM5 219L7 220L8 224L6 223ZM123 219H124V217H123ZM199 219L201 220V222ZM81 220H82V222H81ZM111 221L114 222L115 220L112 219ZM136 221L138 222L137 225H136V223H137ZM151 221H152V223H151ZM83 222H85L86 224L85 223L83 224ZM9 223H10V226L13 225L12 229L9 226ZM103 223H105V224H103ZM145 223L148 224V227H147V224L145 226ZM82 224L85 225L84 228H83ZM151 224L153 225L154 229H155V227L157 228V229H155L156 231L151 233V234H154L156 232H158V233L154 234V236L151 234H150L151 236L148 235V236H150V237H148V239H149L148 240L146 238L147 234L145 235V234H143V232L147 233L148 230H149V232H152L154 229L151 227L152 226ZM126 225H127V228H126ZM140 225L142 227L144 225V227L146 229L140 227ZM169 225L173 226L172 228H174V229L169 227ZM214 225H215V227H214ZM69 226H71V227H69ZM138 226L140 227V229ZM16 227H17V229H15ZM67 227H68V229L70 228L69 231H68ZM150 227L153 230L150 231V229H149ZM166 227H168L169 231L167 230ZM5 228H8L7 230H9V233L7 231H6L7 233H5V234L2 233L3 231L5 232V230H3ZM136 228H138V229H136ZM169 228H171V229H169ZM198 228H200L202 230H200ZM14 229H15V231H14ZM66 229L68 231L67 233H65ZM80 229H83V232ZM101 229H102V231H101ZM159 229H161V230L159 231ZM10 230H13V231H11L12 233L10 232ZM138 230L139 231L142 230V232L141 231L140 232H141V235L143 234L144 238H143V240L141 238V240L144 242V239H145V241H146L145 244H143V242H141V240L139 239L142 236H140V234L137 233V232H139ZM213 231H214V233H213ZM126 232H128V233H126ZM149 232H148V234H149ZM186 232H188V235H186L187 234ZM159 233H160V235H159ZM119 234L121 236H119ZM126 235H128L127 238H126ZM157 235L160 237H158ZM185 235L187 236V239H189V240L184 239V237L186 238ZM122 236L125 238L121 239ZM182 236H184V237H182ZM3 237H5V238H3ZM136 237L137 238L139 237L138 239L140 240L141 247L143 246L142 248L138 245L139 241L138 242L135 241L137 239ZM2 238H3V241L1 240ZM59 238H61V241ZM133 238L135 240H133ZM196 238L198 239V241H196L197 240ZM6 239H8V241ZM123 239H125V241ZM128 239H129V241H128ZM191 239L192 240L195 239L193 241L196 244L191 243V242H193V241H191ZM43 240H44V242H43ZM54 241L58 242L59 244L57 243V245H56ZM97 241H100V242H97ZM133 241L135 243H133ZM1 242H2V244H1ZM123 242H125L126 244ZM108 243H109V246H110V243H112L110 246L111 248L107 245ZM136 243H137V245H136ZM99 244H101V245H99ZM123 244L126 245V247L123 246ZM184 244L186 246H184ZM188 244L191 245L192 248ZM103 245L104 246L107 245L108 247L107 246L103 247ZM132 245H133L132 250H130ZM145 245L147 246V248L145 247ZM212 247H214V249H212ZM101 248L104 249V251H102ZM109 248H110V252L112 250L111 255H110L109 251L106 250ZM124 248H126L125 250L129 249L130 251L127 250V252H126L124 250ZM133 248H134V250H133ZM135 248L138 250H136ZM145 248L148 250H146ZM189 250H191V252ZM123 251H124V254H121V253H123ZM132 251H133V253H131ZM165 251H166V253H165ZM4 252H6V253H4ZM182 252H183V254H182ZM107 253L111 257L110 261L107 260V259H109V255ZM137 253H139V254H137ZM155 253L157 255H155ZM184 253H186V255ZM203 253H208V255H209L207 258H205V260L199 259L200 258L199 256L203 255ZM105 254L107 255V259L105 257ZM129 254H130V256H129ZM188 254H189V257H188ZM124 255H128V256L124 257ZM138 255L140 256V258L138 257ZM164 255H165V258H167L166 261L164 259ZM184 255L186 257H184ZM190 256H191V258H190ZM212 257H214V260H215V258H218V259H216L214 262L212 261V263H210L211 260L213 259ZM1 258H3V259H1ZM104 259H105V261H104ZM122 259H120V262L118 264H122L121 263V262H123ZM178 259L181 261H179ZM192 259L193 260L195 259V260L193 261ZM133 260H134V262H133ZM163 260L165 262H162ZM126 261H124V263Z\"/></svg>", "mask_w": 264, "mask_h": 264}]
</instances>
